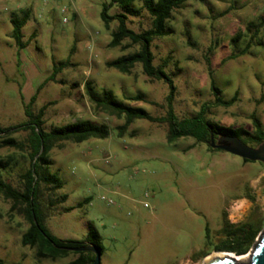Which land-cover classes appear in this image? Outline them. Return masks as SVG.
I'll return each mask as SVG.
<instances>
[{
    "label": "rangeland",
    "instance_id": "1",
    "mask_svg": "<svg viewBox=\"0 0 264 264\" xmlns=\"http://www.w3.org/2000/svg\"><path fill=\"white\" fill-rule=\"evenodd\" d=\"M103 2L0 0V127L26 121L24 107L31 95L54 64L68 61L55 82L42 85L32 112L47 104L42 117L47 130L89 119L111 131L106 139L65 141L49 152V170L63 186L41 188L40 199L49 210L46 228L57 238L76 240L93 228L103 248L100 264H203L214 252L232 249L223 232L225 223L244 224L258 232L245 253H232L249 256L264 229L262 162H244L192 138L168 144L166 124L146 120L134 121L119 137L123 120L93 108L84 88L88 81L95 91L109 89L118 99L141 93L143 101L129 103L155 117L165 114L168 92L163 81L145 76L139 64L125 74L106 66L137 45L108 46L116 22L105 27L100 18ZM133 6L141 8L143 0H134ZM24 10L29 11L22 28L26 46L18 50L10 18ZM118 11L112 6L109 13ZM150 22L141 9L127 25L138 32ZM249 22L260 25L255 40L244 55L226 60L245 48ZM168 25L172 31L154 39L151 50L154 65H164L176 85L177 118L191 117L213 101L212 78L224 99L238 94L229 107L210 104L206 117L249 133L256 118L264 130V0H189L173 11ZM237 34L240 38L233 42ZM10 135L25 143L29 132ZM8 157L10 164L1 176L20 189L29 158L24 151L0 146V158ZM27 226L22 207L14 208L0 195V259L5 264H66L76 258L72 253L38 258L34 249L20 244Z\"/></svg>",
    "mask_w": 264,
    "mask_h": 264
},
{
    "label": "trees",
    "instance_id": "2",
    "mask_svg": "<svg viewBox=\"0 0 264 264\" xmlns=\"http://www.w3.org/2000/svg\"><path fill=\"white\" fill-rule=\"evenodd\" d=\"M189 0H143L141 8L133 6L134 0H104L102 3L100 18L108 29L111 22H116L115 27L110 32V41L108 46L129 47L137 45V49L132 53L120 55L106 62L109 68H115L121 73H129L135 64L141 66L142 73L150 79L163 81L168 88L165 96V114L155 117L149 114L143 107L133 106L129 102H139L144 100L141 93L126 96L124 99H118L109 89H102L100 92L95 91L91 83L85 82L84 88L93 108L97 111H103L108 115L115 116L123 120L122 124L117 127V135L121 137L123 132L136 120H146L149 122L166 124L167 136L166 142L173 144L181 138H192L196 143L209 142L210 135H230L238 137L242 142L251 147L264 141V130L260 122L253 118V133H249L245 129L238 127L223 126L209 120L206 114L209 105L229 107L235 101L237 92L230 99L222 97V91L210 79V90L214 97L212 102L203 104L200 109L191 117L178 119L174 111V99L176 95V85L173 78L164 70V65L155 66L154 55L151 45L154 39L161 38L169 34L172 29L168 25L174 10L184 5ZM112 6H116L119 11L110 14L109 10ZM141 9H145L151 18L150 26L138 32L128 27L127 23L130 17H139ZM29 19V11L24 10L19 17H11L12 25L11 37L18 50L26 46V42L22 41V28ZM261 24V23H260ZM262 25V24H261ZM249 37L245 43V48L238 53L230 54L226 60L234 59L240 55H244L255 40L258 32L259 24L249 22L247 25ZM240 35H235L233 42H236ZM127 40V44L123 41ZM68 61H62L54 64L49 76L36 88V91L25 104L24 112L27 120L13 127H0V146H8L24 151L29 158V167L23 174L22 187L14 188L6 182L1 171L5 170L11 161V158H0V195L13 202L14 208L19 205L22 207L24 215L27 219L28 226L20 237V244L28 246L35 250L38 258L56 259L64 257L69 253L77 255L74 260L66 264H92L94 253L91 251H73L72 248L81 247L87 244L94 246L102 253L101 238L98 233L89 227L86 237L82 240L61 239L53 236L45 226L46 218H48L49 210L40 199L41 188L48 190H57L62 188L63 182L55 172H50L48 159L49 152L62 142L71 141L82 143L89 139H106L111 135L110 128L104 123H94L89 119L76 120L71 123L52 126L50 129L44 128L42 119L47 104L38 108L36 113L31 110L32 104L35 102L37 94L42 85L47 81H54L55 76L67 65ZM208 62V61H207ZM209 65V62H208ZM28 131L29 135L26 142L16 140L10 134L18 131ZM210 150L214 149L209 146ZM63 196L62 199H65ZM87 201V200H85ZM49 202V201H48ZM49 204H52L50 201ZM223 232L226 240L230 243L232 249H224V251L243 254L247 250V246L253 242L257 228L248 225H228L223 226ZM215 251H223L216 249ZM0 264H5L0 259Z\"/></svg>",
    "mask_w": 264,
    "mask_h": 264
},
{
    "label": "water",
    "instance_id": "3",
    "mask_svg": "<svg viewBox=\"0 0 264 264\" xmlns=\"http://www.w3.org/2000/svg\"><path fill=\"white\" fill-rule=\"evenodd\" d=\"M208 144L214 149H221L249 161H260L264 164V141L256 147H251L236 136L218 135L215 139L213 133H211ZM72 250L91 251L94 253L92 264H100V252L94 246L87 244L72 248ZM203 264H264V229L261 231L258 242L253 244L247 261H240L231 255H225L222 258H216L208 262L204 261Z\"/></svg>",
    "mask_w": 264,
    "mask_h": 264
},
{
    "label": "bare ground",
    "instance_id": "4",
    "mask_svg": "<svg viewBox=\"0 0 264 264\" xmlns=\"http://www.w3.org/2000/svg\"><path fill=\"white\" fill-rule=\"evenodd\" d=\"M225 255H231L233 257H235L236 259L240 260V261H247L249 259V256L245 255V256H236L234 253L232 252H214L211 256L207 257L205 259V261H211L213 259H216V258H222L224 257Z\"/></svg>",
    "mask_w": 264,
    "mask_h": 264
},
{
    "label": "built area",
    "instance_id": "5",
    "mask_svg": "<svg viewBox=\"0 0 264 264\" xmlns=\"http://www.w3.org/2000/svg\"><path fill=\"white\" fill-rule=\"evenodd\" d=\"M61 12H62L63 14H66V13H67V9H62ZM63 22H64V23H67L68 20H67L66 18H63ZM106 201H107L108 204H112V203H113V202L111 201V199H107Z\"/></svg>",
    "mask_w": 264,
    "mask_h": 264
},
{
    "label": "flooded vegetation",
    "instance_id": "6",
    "mask_svg": "<svg viewBox=\"0 0 264 264\" xmlns=\"http://www.w3.org/2000/svg\"><path fill=\"white\" fill-rule=\"evenodd\" d=\"M218 136L217 135H214V138L216 139ZM260 144V143H259ZM258 145V144H257ZM256 145V146H257ZM256 146H254V147H256ZM221 150V149H220ZM241 158V157H240ZM244 162H248L249 160H247V159H244V158H241Z\"/></svg>",
    "mask_w": 264,
    "mask_h": 264
},
{
    "label": "crops",
    "instance_id": "7",
    "mask_svg": "<svg viewBox=\"0 0 264 264\" xmlns=\"http://www.w3.org/2000/svg\"><path fill=\"white\" fill-rule=\"evenodd\" d=\"M12 38V37H11Z\"/></svg>",
    "mask_w": 264,
    "mask_h": 264
}]
</instances>
